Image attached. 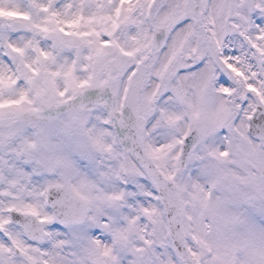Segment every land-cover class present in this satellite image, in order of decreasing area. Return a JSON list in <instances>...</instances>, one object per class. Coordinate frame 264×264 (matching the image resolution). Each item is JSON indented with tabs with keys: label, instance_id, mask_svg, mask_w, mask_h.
Wrapping results in <instances>:
<instances>
[{
	"label": "snow or ice",
	"instance_id": "6c2138e0",
	"mask_svg": "<svg viewBox=\"0 0 264 264\" xmlns=\"http://www.w3.org/2000/svg\"><path fill=\"white\" fill-rule=\"evenodd\" d=\"M0 264H264V0H0Z\"/></svg>",
	"mask_w": 264,
	"mask_h": 264
}]
</instances>
